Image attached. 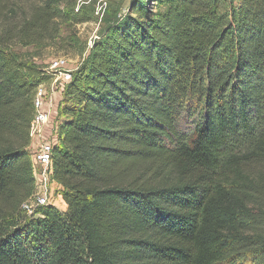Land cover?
I'll use <instances>...</instances> for the list:
<instances>
[{
  "label": "trees",
  "instance_id": "trees-1",
  "mask_svg": "<svg viewBox=\"0 0 264 264\" xmlns=\"http://www.w3.org/2000/svg\"><path fill=\"white\" fill-rule=\"evenodd\" d=\"M110 11L86 52L70 44L83 57L58 89L65 209L32 214L29 128L50 75L14 46L50 43L93 9L38 0L2 24L0 264H264V0Z\"/></svg>",
  "mask_w": 264,
  "mask_h": 264
},
{
  "label": "rangeland",
  "instance_id": "rangeland-1",
  "mask_svg": "<svg viewBox=\"0 0 264 264\" xmlns=\"http://www.w3.org/2000/svg\"><path fill=\"white\" fill-rule=\"evenodd\" d=\"M16 1V0H14ZM12 0H6L5 3L0 5V32H3L2 24L3 22L9 21V24H15L20 20L21 17L25 15V12H28L29 6L38 3V0H21V2L16 1L14 3ZM72 2H76V6L83 4L88 9H93V18L89 21L78 23V24H68L63 23L59 26V36L54 39L52 42L48 39L47 42L41 45H29V46H14V49L21 53H29L33 56V59L43 66L46 69L50 62L55 58H64L63 70H73L79 66L83 55H80L78 52L76 53V49L70 46L71 43H76L79 45V48L85 46V52L90 47L92 41L97 37L98 32L103 24V18L107 17L106 13L114 8L119 2L121 6L122 12L125 11L129 0H71ZM14 3V4H13ZM9 10H15L10 13ZM111 12V11H110ZM105 13V14H104ZM104 16V17H103ZM11 19H8V18ZM14 41V40H12ZM57 64L53 63L51 67H56ZM45 86L48 90L49 96L53 93L54 90H58L56 85H52L51 79L48 82H45ZM58 98V97H57ZM51 100L50 98H48ZM52 101V100H51ZM54 113L52 116V121L55 122ZM34 146L29 145L30 153L33 151ZM55 182V181H54ZM54 182L48 186V192H50L49 199H58L55 194L56 191L54 189ZM38 188V187H36ZM60 189V185H58ZM43 189V187H42ZM40 190V188L38 189ZM42 192H44L42 190ZM55 206L59 210H64L65 205L59 199L56 201Z\"/></svg>",
  "mask_w": 264,
  "mask_h": 264
},
{
  "label": "built area",
  "instance_id": "built-area-1",
  "mask_svg": "<svg viewBox=\"0 0 264 264\" xmlns=\"http://www.w3.org/2000/svg\"><path fill=\"white\" fill-rule=\"evenodd\" d=\"M64 58H55L45 69L50 75L52 85H56L58 89L63 88L65 82H67L71 75V70H63L62 65ZM55 63L56 67H51ZM49 79V80H50ZM50 93L45 86V83H40L35 89V95L33 100L34 114L30 121V146H34L33 151L30 153L31 165L33 170V176L35 180V192L31 198L22 203V208L29 214H32L34 208L38 205H52L55 206V199H49L50 192H48V186L52 182V163H51V149L55 140V122L52 121L53 112L51 111V101L48 99ZM51 99V98H50ZM56 112V110H53ZM55 183V182H54ZM56 184V183H55ZM43 187V189H42ZM40 188V190H38ZM54 189L57 190L58 185H54ZM42 190L44 192H42ZM58 197V195H57ZM59 199H56L58 201ZM56 207V206H55Z\"/></svg>",
  "mask_w": 264,
  "mask_h": 264
},
{
  "label": "crops",
  "instance_id": "crops-1",
  "mask_svg": "<svg viewBox=\"0 0 264 264\" xmlns=\"http://www.w3.org/2000/svg\"><path fill=\"white\" fill-rule=\"evenodd\" d=\"M61 92L60 90H54L53 93L51 94L50 98H51V111L55 114L54 117L56 116V112H54L53 110L55 109L56 110V106L58 104V102L60 101L61 99ZM58 97V98H57ZM56 125V123H54ZM58 199H60L63 204L65 205L64 201L62 200L61 196H58ZM65 209V208H64Z\"/></svg>",
  "mask_w": 264,
  "mask_h": 264
}]
</instances>
